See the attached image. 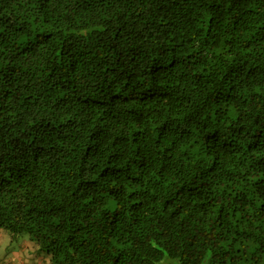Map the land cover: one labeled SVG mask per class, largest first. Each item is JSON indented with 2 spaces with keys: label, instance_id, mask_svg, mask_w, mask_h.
I'll use <instances>...</instances> for the list:
<instances>
[{
  "label": "trees",
  "instance_id": "16d2710c",
  "mask_svg": "<svg viewBox=\"0 0 264 264\" xmlns=\"http://www.w3.org/2000/svg\"><path fill=\"white\" fill-rule=\"evenodd\" d=\"M0 228L49 264H264V0H0Z\"/></svg>",
  "mask_w": 264,
  "mask_h": 264
},
{
  "label": "rangeland",
  "instance_id": "374dc122",
  "mask_svg": "<svg viewBox=\"0 0 264 264\" xmlns=\"http://www.w3.org/2000/svg\"><path fill=\"white\" fill-rule=\"evenodd\" d=\"M0 264H49V257L23 239L11 240L9 232L0 228Z\"/></svg>",
  "mask_w": 264,
  "mask_h": 264
}]
</instances>
